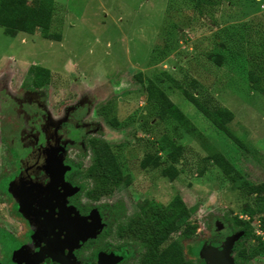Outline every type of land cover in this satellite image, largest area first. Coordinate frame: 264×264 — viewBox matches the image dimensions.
Instances as JSON below:
<instances>
[{
  "label": "rangeland",
  "instance_id": "obj_1",
  "mask_svg": "<svg viewBox=\"0 0 264 264\" xmlns=\"http://www.w3.org/2000/svg\"><path fill=\"white\" fill-rule=\"evenodd\" d=\"M53 3L59 40L0 26V256L27 226L19 183L37 193L24 173L54 167L76 209L146 215L161 240L185 207L192 261L264 264V0Z\"/></svg>",
  "mask_w": 264,
  "mask_h": 264
},
{
  "label": "flooded vegetation",
  "instance_id": "obj_2",
  "mask_svg": "<svg viewBox=\"0 0 264 264\" xmlns=\"http://www.w3.org/2000/svg\"><path fill=\"white\" fill-rule=\"evenodd\" d=\"M43 156L38 159L40 166ZM103 156L95 157L100 166L106 165L98 162ZM38 170H27L20 180L29 181L28 191L37 193L31 194L30 201L21 202L24 187H19V183L18 202L21 213L27 217V226L19 239L8 236L3 241L0 264H202L198 257L192 261L184 246L191 238L186 233L189 227L181 225L190 217L185 207L169 221L173 224L170 227L168 223L166 235L160 240L159 235L151 237L140 232L148 228L146 215L129 226L128 213L117 216L94 208L83 207L88 209L86 212L76 209L75 203L80 200L70 194L65 180L67 172L54 167ZM132 227L135 232L129 230Z\"/></svg>",
  "mask_w": 264,
  "mask_h": 264
},
{
  "label": "trees",
  "instance_id": "obj_3",
  "mask_svg": "<svg viewBox=\"0 0 264 264\" xmlns=\"http://www.w3.org/2000/svg\"><path fill=\"white\" fill-rule=\"evenodd\" d=\"M54 11L53 0H0V26L8 35H14L17 30L34 32L39 30V35L46 39L59 40V33L49 32V26ZM33 14L32 16H30ZM34 83L43 82L49 74V71L41 66L34 67ZM256 88V87H255ZM184 95H188L189 99L194 97L187 91H183ZM218 112V111H217ZM105 155L98 160L100 164H107L113 162L110 151L104 145ZM256 194L264 193V182L252 188ZM176 200V199H175ZM237 222V221H236ZM243 234L249 232L247 223L241 222ZM171 222H169L170 224ZM173 223L169 226L171 227ZM168 225V224H167ZM262 228L264 229V219H262ZM257 246L264 250V241H259ZM239 257H242L239 255Z\"/></svg>",
  "mask_w": 264,
  "mask_h": 264
},
{
  "label": "water",
  "instance_id": "obj_4",
  "mask_svg": "<svg viewBox=\"0 0 264 264\" xmlns=\"http://www.w3.org/2000/svg\"><path fill=\"white\" fill-rule=\"evenodd\" d=\"M226 254V253H225ZM222 256H216V258L212 259V263L211 264H232L230 261H228L227 259H222Z\"/></svg>",
  "mask_w": 264,
  "mask_h": 264
}]
</instances>
